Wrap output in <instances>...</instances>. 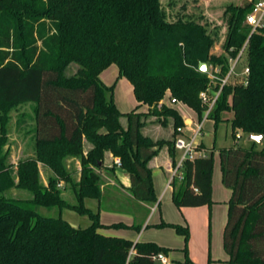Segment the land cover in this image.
I'll return each instance as SVG.
<instances>
[{
  "label": "trees",
  "instance_id": "obj_1",
  "mask_svg": "<svg viewBox=\"0 0 264 264\" xmlns=\"http://www.w3.org/2000/svg\"><path fill=\"white\" fill-rule=\"evenodd\" d=\"M251 10L249 2L228 5L225 53L217 55L211 51L216 31L196 19H169L161 0H0V106L35 103L36 123V155L19 162L15 182L9 149H4L8 117L0 115V264H162L155 256L169 248L102 233L100 212L85 200L101 198L99 170L112 154L128 172L135 198L157 202L149 162L167 147L176 164L175 139L184 124L164 99L186 103L202 121L206 110L200 93L218 91L222 82L201 71L200 62L218 67L214 74L221 78L247 41L246 83L225 84L208 118L218 125L223 112L233 111L235 138L238 129L264 135V25L253 30L247 23ZM112 64L133 86L138 105L131 112L120 111L112 87L100 77ZM151 117L163 125L173 119V138L145 135ZM85 141L91 144L86 152ZM249 141L251 146L220 149L223 184L232 191L223 233L232 264H264V141L261 148ZM210 151L185 160L183 178H174L178 207L213 203ZM69 156L80 158L78 182L67 167ZM39 162L53 171L47 184L41 181ZM61 181L71 186L75 202L64 196ZM12 186L29 190L32 197L5 196ZM40 206L73 209L91 223L74 226L61 215L41 214ZM177 230L187 242L188 226ZM185 251L189 264L187 246Z\"/></svg>",
  "mask_w": 264,
  "mask_h": 264
},
{
  "label": "rangeland",
  "instance_id": "obj_2",
  "mask_svg": "<svg viewBox=\"0 0 264 264\" xmlns=\"http://www.w3.org/2000/svg\"><path fill=\"white\" fill-rule=\"evenodd\" d=\"M161 1L168 13L169 19L173 21L180 18H183L184 20L196 19L200 23L207 24L209 31H216L217 40L211 51L217 55L225 53L224 43L226 41L228 30V17L227 14H225V10L228 5L253 2V0H245L244 2L242 0ZM246 62L247 57L245 54L243 59L236 66L235 71L238 74L234 75L229 83L236 84L244 82V75L242 72ZM231 63L233 64V62ZM208 67L210 76V74H213L214 72V67L212 65ZM74 70L75 66L71 67L69 74L73 73ZM102 80L107 86L112 87L114 101L120 111L127 113L133 111L137 107L138 101L132 85L127 78L120 76L116 66L108 67L102 74ZM174 108L183 118L193 119L194 122L190 127V130L193 132L197 130L198 124L200 123V117L195 110L188 105H177L174 106ZM203 108L204 110H207L208 105L203 103ZM142 110L147 111L148 106L143 105ZM0 115L8 117V120L4 122L8 137L5 142L6 144L4 143V149H9V154L6 155L7 163L13 177L15 178V182H18L19 162L34 158L36 155L34 145L31 144V129L34 125L35 103L26 102L18 105H1ZM222 115L224 120L216 125L214 119L206 116V111L203 113L204 122L202 124V132L198 136V143L201 145L202 149L206 147L208 148L207 154H211L212 151H209L211 149L214 151L212 186L215 197L212 196L213 203L208 205L207 208V230H203V226L201 225L200 227H196V224L192 227L190 224L186 225L191 231L192 228H194V236L192 240L193 251L191 252V255L194 254V256H191V258L188 253L189 258L192 261L189 264H210V259L213 258V256H217L220 251L225 250L223 244V227L225 224L224 221L226 220L225 218H228L229 201L232 194L230 195L231 192L229 188L222 183L220 149L234 145L251 146L253 143L248 140V134L243 133L240 129H238V131L242 133V138L237 139L233 136L231 127L233 111H225ZM122 119L126 118L123 117ZM173 124L174 122L171 125L163 126V124L158 122L156 118L151 117L148 119L146 130L148 134L153 135L154 140L164 139L165 137L172 139L174 134ZM262 144L263 143H257L256 147L261 148ZM177 153L179 156L181 155V151H177ZM43 174L46 176L45 172ZM3 194L7 197L16 199H30L32 197L29 190L17 186L8 188L3 191ZM64 196L70 202H75L74 193L70 185H68V190ZM171 201L172 206L168 204V201L165 199L161 200V197H159L158 202L155 203L157 211H152L148 221L149 227L142 231H139L134 225L138 226V224H142L151 208L145 210V208L137 206L134 200H131L124 192L120 195V199L114 197L111 198L109 196L101 203H99L100 200L89 198L86 201V205L95 211L100 210V213H103L104 220L101 222L104 225L102 227V232L104 234L121 236L128 239L130 238L129 236H138V241H147L146 238H156L158 242L164 244L160 246L169 248L170 250L172 248V251L170 252V264H179V261H174L175 259L181 260L180 262L185 264L187 259L185 248L187 246L188 250L190 249V240L186 242L185 236L177 230L178 225L182 226L180 218L187 223L184 218L185 207L180 208L174 200ZM37 210L46 216L58 217L61 215L74 226L86 227L91 223L88 216H83L77 211L69 208L61 210L59 207L48 208L40 206L37 207ZM214 211H216L215 217L213 214H210ZM219 213H222V215L220 216ZM132 219L134 220V224H129ZM164 222L166 225L163 224ZM134 242L136 241L134 240ZM227 262L232 264L229 261Z\"/></svg>",
  "mask_w": 264,
  "mask_h": 264
},
{
  "label": "crops",
  "instance_id": "obj_3",
  "mask_svg": "<svg viewBox=\"0 0 264 264\" xmlns=\"http://www.w3.org/2000/svg\"><path fill=\"white\" fill-rule=\"evenodd\" d=\"M242 1L244 2L245 0H242ZM113 66H116L117 70L119 71L118 66L115 65V64H112L109 67H113ZM106 70H104L100 74L101 79H102V74ZM130 84H131V82H130ZM164 102L167 103L168 105L172 106V107L177 106V105L187 106L186 103H183L181 101H178L176 103H172L171 100L168 97L166 99H164ZM172 120L173 119H169L167 125H171L173 123ZM183 121H184L183 128H184L185 134L187 136L193 135L194 132L190 130V127L193 125L194 120L190 119V118H183ZM203 122H204V119L202 121H200V124L201 123L203 124ZM122 123H123L124 126H126L127 125V120L126 119H122ZM35 127H36V123H35V120H34V125H33V128L31 129V144L34 145V149H35V140H36L35 139L36 138V136H35ZM146 129L147 128L145 126L144 129H143V133L145 135L153 138V135L148 134ZM155 138H158V137H155ZM165 139H169V138L165 137ZM90 147H91V144L88 141H85V145H84L85 152ZM207 149H208L207 147L204 148L205 154L208 153ZM178 158H179V154L177 153L176 159L178 160ZM117 159L118 158L114 157L112 154L107 155L106 161H105V166L101 170H99L100 174L103 177V183H102V186H101L102 196H101L100 199H97V198H90V199L100 200L99 203H101L102 201H105L106 198L109 197V196L111 198L114 197V198L120 199V195H122L123 192H124L125 194H127V196L131 200H134V202H135V204H137V206H141V208L143 207V208H145V210L151 208L149 213H148V215L144 218L142 224H140V225L138 224V226L140 227V228H138L139 231H142L144 229L146 230L149 227L148 221L150 219V215H151L152 211H157L155 203L158 202L159 197H161V200L165 199L166 201H168V204L170 206H172L171 205L172 204L171 200H173L172 199L173 198V186L169 185V177H170L171 169L173 168V160H172V158H171V156L169 154V151H168L167 147H163L160 150V152L150 160L149 166L152 169V177H153L155 193H156V196H157V202H155L154 204H149L148 202L136 199L135 196L132 194V192L130 190V184H131L130 176H129L127 171H125L119 165H117V163H116ZM66 164H67V167L69 168V170L72 172L74 180L76 182L80 181L81 169H82L80 158L76 157V156H69L66 159ZM38 165H39L40 174H41V181L44 184H47L48 181H49V178L53 175V171H52L51 168H49L48 166H46L42 162H39ZM44 172L46 173V176H44V174H43ZM221 178H222V176H221ZM222 183H223V180H222ZM65 184L66 183L63 182V181L60 182V186L62 188H64L66 186V189L64 190L63 194H66V192L68 190V186L65 185ZM230 192H231L230 193V195H231L232 191L230 190ZM214 195H215V193H212L213 197H215ZM74 199H75V197H74ZM87 199H89V198H86L85 203H86ZM207 208H208V205H202V206H196V207H185V212H184L185 216H184V218H185L187 223H185V221L180 218V222H181L182 226H184V225L186 226L187 224H190V226L192 227L193 225L196 224V227H200V225H201V226H203V230H207V214H208V209ZM98 211L101 212L100 210H98ZM215 212L216 211H214L213 213H210V214H213V216L215 217V215H216ZM100 214H101L100 215V220L103 221L104 220L103 219V213H100ZM219 215L221 216L222 213H219ZM225 219L226 220L224 221L225 224H224V227H223V233H224V228H225V225H226V222H227V218H225ZM133 221L134 220L132 219L129 224H132V223L134 224ZM100 230L102 232V228ZM190 232H191V235H190V239H189L190 240L189 241V246H191V247L188 250V253L190 254V257H191V256H194V254L191 255V252L193 251V247H192L193 242H192V240H193V236H194L193 235L194 228H192V231L190 230ZM129 237H130L129 239H131L133 241L135 240L136 242H138V236H129ZM146 239H147V241H153V242H156L159 245H164L163 243L161 244L160 242H158V240L156 238H146ZM171 251H172V248H171V250L169 252L164 253L167 256V258H168V262L166 264H170V259H171L170 252ZM228 259H229V255L227 254V252H225V250L224 251H220L217 256H213V258L210 259L211 260L210 264H229L227 262ZM174 261H179L178 263L182 264V262H180L181 260L175 259Z\"/></svg>",
  "mask_w": 264,
  "mask_h": 264
},
{
  "label": "built area",
  "instance_id": "obj_4",
  "mask_svg": "<svg viewBox=\"0 0 264 264\" xmlns=\"http://www.w3.org/2000/svg\"><path fill=\"white\" fill-rule=\"evenodd\" d=\"M247 23L252 25L253 30H255L257 27H261L264 25V0H253L252 2V10L251 12L247 15ZM248 41L245 43V45L240 49L239 53L235 58H231L230 60V69L228 73L223 76V77H218L216 74H210L212 79H220L222 82V86L218 91L212 92L211 88H208L207 90H204L200 93V97L203 101V103L208 105V109L206 110V116L208 117L209 112L212 110L214 107L220 93L222 90V87L229 83L232 77L236 74H238L235 69L237 64L243 59L244 55L246 54V57L248 55ZM233 62V64L231 63ZM214 71L216 73L220 72V69L218 67L214 68ZM250 72L249 66H248V61L244 65V70L242 74L244 75L243 81L246 83L247 81V76ZM172 103L178 102L176 98L171 99ZM179 134L177 135L175 139V148L177 151H181V155L179 156L178 160L176 161V164L173 165V168L171 169L170 177H169V185H172V182L175 177H178L179 179L183 178L182 175V168L185 160L187 159H195L199 156H205V151L204 149H200L199 143H198V136L202 132V123L198 124L197 130L194 131V134L191 136H187L185 134L184 128L179 127ZM236 138L240 139L242 138V133L237 132L236 133ZM117 165L121 166V161L118 158L116 160ZM197 190V189H196ZM155 260L161 262L162 264H166L168 262V258L164 253H158L155 256Z\"/></svg>",
  "mask_w": 264,
  "mask_h": 264
},
{
  "label": "water",
  "instance_id": "obj_5",
  "mask_svg": "<svg viewBox=\"0 0 264 264\" xmlns=\"http://www.w3.org/2000/svg\"><path fill=\"white\" fill-rule=\"evenodd\" d=\"M199 69L201 71L208 72L209 67L206 62H200ZM248 140H254L257 141L258 143H263L264 135L250 134L248 135Z\"/></svg>",
  "mask_w": 264,
  "mask_h": 264
}]
</instances>
